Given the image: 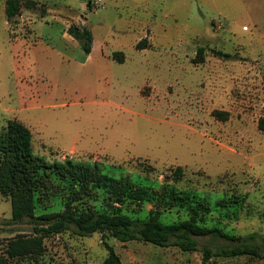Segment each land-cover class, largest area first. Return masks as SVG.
Returning a JSON list of instances; mask_svg holds the SVG:
<instances>
[{
	"label": "rangeland",
	"instance_id": "obj_1",
	"mask_svg": "<svg viewBox=\"0 0 264 264\" xmlns=\"http://www.w3.org/2000/svg\"><path fill=\"white\" fill-rule=\"evenodd\" d=\"M34 1L37 7L24 6L9 23L0 0V129L12 119L24 123L35 154L50 163L96 162L136 187L155 192L170 184L208 199L206 226L255 234L263 244L264 0H101L96 10L80 9L88 26L81 19L67 23L83 0ZM72 25L91 31L90 59L68 35ZM141 40L143 50L137 49ZM179 168L182 176L174 179ZM54 183L38 214L63 208L64 185ZM227 194L239 195L242 204L229 199L222 210ZM107 201L103 193L83 200L101 211ZM153 208L128 203L123 212L146 219ZM159 212L164 223L190 218L185 207ZM11 215V201L0 193V254L18 232L31 231L29 224L8 225ZM199 240L214 250L233 245ZM107 242L124 264H203L200 252L112 236ZM45 245L41 264H102L107 255L100 233H64ZM210 264L264 259L213 258Z\"/></svg>",
	"mask_w": 264,
	"mask_h": 264
},
{
	"label": "trees",
	"instance_id": "obj_2",
	"mask_svg": "<svg viewBox=\"0 0 264 264\" xmlns=\"http://www.w3.org/2000/svg\"><path fill=\"white\" fill-rule=\"evenodd\" d=\"M89 3L88 9L92 11L93 1ZM24 6L32 9L37 7V2L6 0L5 14L9 23L17 21ZM67 33L80 42L87 55L91 54L94 37L88 27L72 25ZM146 45V41L141 40L137 49L143 50ZM205 53V48H199L197 58L203 61ZM117 55H121L117 60L122 63V54L115 53L113 57ZM217 55L230 58L222 52H217ZM258 129L264 133V117L259 120ZM180 176L181 168L174 179ZM56 180L64 185L63 208L38 214V206L45 204ZM0 193L12 204L8 225L29 224L31 227L29 233L18 232L4 244L0 264H41L46 253L45 241L64 233L79 237L100 233L107 251L102 264H124L114 247L107 242L108 236L121 242L141 241L162 248L178 247L183 252H200L203 264H210L213 258L249 256L264 259V240L263 244L258 242L255 234L241 236L222 227L204 224L211 207L208 199L198 200L189 192L170 184L161 186L155 192L150 187H136L129 176L111 175L96 162L83 163L67 158L64 162L50 163L35 154L32 131L17 119L9 120L7 126L0 129ZM99 193L105 194L108 199L107 210L101 211L83 202ZM229 199L234 204H242L239 195L230 197L227 194L219 204L222 210L229 205ZM128 203H152L154 208L146 219H135L123 212ZM176 206L185 207L190 218L174 223L162 222L159 210ZM4 229L0 224V234ZM207 237L222 239L233 245L214 250L199 240Z\"/></svg>",
	"mask_w": 264,
	"mask_h": 264
},
{
	"label": "crops",
	"instance_id": "obj_3",
	"mask_svg": "<svg viewBox=\"0 0 264 264\" xmlns=\"http://www.w3.org/2000/svg\"><path fill=\"white\" fill-rule=\"evenodd\" d=\"M86 2L88 3L89 1H85V0H83L82 1V3H81V6H80V8H79V12H75V13H73V15H72V17L70 18V20H68L67 19V23H68V21L69 22H73V23H75V22H77L78 21V19H81L82 21H81V23L82 24H87V19H86V17L85 16H82L81 14H80V12L81 11H84L85 12V7L87 6V4H86ZM80 9H81V11H80ZM23 11V9L21 10V12ZM85 15V14H84ZM21 16V15H20ZM21 19H22V17H21ZM66 20V19H65ZM87 26H88V24H87ZM72 38V37H71ZM94 45H95V39H94V43H93V47H94ZM94 49V48H93ZM93 53V50H92V52H91V54ZM91 54H89L88 55V58L87 59H90L91 58Z\"/></svg>",
	"mask_w": 264,
	"mask_h": 264
},
{
	"label": "built area",
	"instance_id": "obj_4",
	"mask_svg": "<svg viewBox=\"0 0 264 264\" xmlns=\"http://www.w3.org/2000/svg\"><path fill=\"white\" fill-rule=\"evenodd\" d=\"M101 4H102L101 0L94 1L93 2V10H96V9L100 8Z\"/></svg>",
	"mask_w": 264,
	"mask_h": 264
},
{
	"label": "water",
	"instance_id": "obj_5",
	"mask_svg": "<svg viewBox=\"0 0 264 264\" xmlns=\"http://www.w3.org/2000/svg\"><path fill=\"white\" fill-rule=\"evenodd\" d=\"M87 7H88V8L90 7V3H89V2L87 3Z\"/></svg>",
	"mask_w": 264,
	"mask_h": 264
}]
</instances>
